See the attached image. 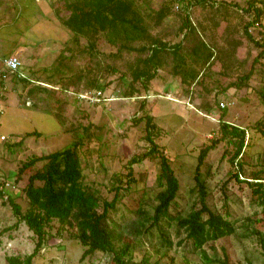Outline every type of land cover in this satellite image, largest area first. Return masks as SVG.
I'll return each instance as SVG.
<instances>
[{
	"label": "rangeland",
	"instance_id": "rangeland-1",
	"mask_svg": "<svg viewBox=\"0 0 264 264\" xmlns=\"http://www.w3.org/2000/svg\"><path fill=\"white\" fill-rule=\"evenodd\" d=\"M216 1L236 3L238 8L230 10L225 17L216 13L215 18L211 7L191 8L192 22L199 30L200 23L206 27L202 36L214 48V60L206 70H199L203 75L198 83L183 82L181 76L173 75L174 62L170 57V65L150 82L149 91L137 83L140 94L124 97L128 83L122 77L126 75L131 82L129 63L135 61L138 53L116 55L117 47L103 37L99 38L97 50L93 52L86 38H78L76 44L73 34L61 21L70 14L64 0H0V178H7L10 173L16 178L22 166L32 158L63 150L80 141L78 151L85 184L94 185L101 196L112 200L113 185L119 186L123 181L127 186L128 182L130 190L121 191L119 208L111 213V219L125 227L136 218L133 210L139 200L150 212L157 203L153 198L159 190L158 155L133 163L134 158L152 147L147 140L146 119H143L150 115L159 127L154 141L170 160L180 181L178 198L171 208L173 215L188 214L196 203L193 176L198 155L204 147L215 144L201 169L210 191L208 202L232 223L235 232L204 246L212 260L210 264H225V253L229 255V264H264V249L259 241L260 234L264 235L262 206L245 181H254L259 170L260 177L264 178V139L254 133L248 153L232 162L236 146L221 129L222 122L228 121L251 131L264 120V101L258 93L264 90V56L259 57L264 47L255 43H264V0ZM137 2L148 5L155 14L170 0ZM250 2L261 9V24L251 28L255 41H250L243 31V26L256 18L254 10L243 11ZM171 7L170 14L160 25L149 24L154 36L174 44L182 38L178 35L182 12L178 3ZM213 19L218 25H213ZM232 40L240 44L235 53L237 61L228 71L225 63H229V57L221 48L232 49ZM11 56L20 59V72L25 79L8 74L3 61ZM257 56L260 60L249 85L220 93L222 87L247 73ZM188 62L190 67L198 69V64L191 59ZM107 65L114 66L115 70ZM102 67L109 69L108 72ZM226 70L229 76L224 78L222 72ZM97 78H100L99 87L90 89L89 81ZM99 92L98 100H94ZM220 102L224 103L226 112ZM205 103L214 109L208 112ZM222 113H225L223 120ZM28 133L32 135L26 136ZM44 163L38 162L20 175L15 186L8 187L17 195L16 200L24 211L29 203L23 189L29 177ZM235 174L242 181L237 180ZM16 221L11 207L0 200V232ZM58 228L59 222L53 221L51 236L36 264L110 263L112 255L104 252H96L81 261L84 248L66 232L58 234ZM167 229L174 244L171 248L162 247L158 235L153 239L145 235L134 237L129 230L123 233L122 240L116 241V246L120 248L129 242V253L136 261L150 255L151 263L159 260L160 264H208L201 250L194 251L191 242L177 234L175 223ZM34 248L33 232L22 223L17 229L0 235V264H8L6 258L11 255L31 254Z\"/></svg>",
	"mask_w": 264,
	"mask_h": 264
},
{
	"label": "trees",
	"instance_id": "trees-1",
	"mask_svg": "<svg viewBox=\"0 0 264 264\" xmlns=\"http://www.w3.org/2000/svg\"><path fill=\"white\" fill-rule=\"evenodd\" d=\"M64 2L70 10V14L66 18H62L61 21L73 34V40L76 44L79 43L78 38H86L90 41L88 47L93 52L97 50V41L103 37L109 44L117 47L116 55L124 52L139 54L134 62L129 63L132 75L131 82L127 81L126 75L122 77L123 81L128 83V88L123 92L124 97H134L140 94L141 89L137 87V83H140L146 91H149L150 82L158 77L160 70H166L167 65H170L168 64L170 57L174 62L171 68L173 75L181 76L183 82L193 83L195 81L194 83H198V78L203 75L199 70H206L214 60V48L202 36V31L206 32V27L200 23L201 29L199 30L197 24L195 25L192 22L191 8L196 6L211 7L215 10L213 18H215L216 13L225 17L231 13L230 10L234 11L238 8V4L227 3L226 1L218 3L216 0H170L171 4L178 3L181 6L180 12H182V15L178 13L182 18L178 35H182V38L177 43L170 44V42L154 36L150 31L151 25L149 24V22H153L155 26L160 25L171 12L170 3L153 14L148 5H140L137 0H64ZM253 3L250 2L248 8L243 10L249 12V9H252L256 14L254 20L243 26V31L250 41H255L251 34V28L257 23L261 24L259 22L261 9ZM212 23L214 26L218 25L214 19ZM232 41L234 44L232 49L221 48L224 49L225 55L229 57V63H225L228 71L235 64V60L237 61L235 53L240 44V41ZM255 43L260 47H264V43L261 44L258 41H255ZM263 56L264 49L259 54V57ZM259 57L257 56L254 59L252 67L247 73L222 87L220 93H225L230 89L247 87L249 85L248 81L256 72ZM188 59L198 64V69L190 67ZM107 67L112 68L113 71L115 70L114 66L109 67L107 65ZM102 68L104 69V67ZM20 70L21 68L16 72H11L7 69L8 74H13V77L25 79ZM104 70L108 72L109 69L105 67ZM227 70L222 72V77L227 78L229 76ZM189 79L191 80L189 81ZM99 82L100 78L92 79L87 86L90 89L98 88ZM200 84H202V81ZM45 90L47 89L45 88ZM258 93L264 101V90L258 91ZM219 105L223 107L221 108L223 112L227 111L223 102H220ZM204 106H207L206 110L208 112L214 109L207 103ZM224 115L225 113H222V120ZM143 119H146L147 140L152 147L145 154L134 158L133 163L143 161L152 155H158L160 159V173L157 175L159 190L155 192L153 198L157 203L153 206L152 212L144 208L143 201L139 200L137 207L133 210L136 218L125 224V227H121L120 224L111 219L112 211L116 213L119 208L118 205L122 199L121 191L123 189L124 191L130 190L128 182H126L127 186L123 184V181L119 182L121 183L119 186L113 185L115 194L112 200H107L101 196L94 185L85 184L83 181L85 174L83 173L78 151L81 142H75L73 146L66 147L63 150L27 161L16 178L13 173H10L7 178H0V200L3 204L11 207L17 219L14 225L4 228L0 235L17 229L24 223L33 232L35 242V248L31 254L8 256L6 258L8 264H36L37 257L45 247L47 239L51 236L50 230L55 220L59 222L58 234L61 235L66 232L70 238L78 241L84 248L81 261L96 252H104L112 255L109 264H160L159 260L151 263L150 255L142 256L138 261L134 260L129 253L131 244L125 242L123 247L118 248L116 241L122 240L123 233L129 230L134 237L145 235L153 239L158 235L160 245L171 248L174 244L167 227L171 228L175 223L177 234L179 236L184 235V240L191 242L194 251L201 250L208 264L212 262L207 252H205L204 246L219 237L235 232L232 223L226 220L221 212L213 209L208 202L210 191L201 169L215 144L204 147L198 155V162L193 176L197 188L196 203L188 214L178 212L173 215L171 208L176 204L181 187L180 181L170 160L160 151L158 144L154 141L153 137L159 131L158 125L150 115H146V118ZM221 129L224 135L230 136V142H233L236 146L232 162L240 155L248 153L251 142H253L254 133H256L255 135H261L264 139V120L258 122L255 127L251 128V131L228 121L222 122ZM248 133H250L249 137ZM31 135V133H28L26 136ZM214 143L217 144V142ZM40 161L45 163L29 177L28 183L23 189L29 203V207L24 211L16 200L17 195L12 193L8 187L10 185L15 186L20 175L34 168ZM260 171L255 174L254 181L248 179L245 181L252 187L253 196L262 206L261 212L264 216V178L260 177ZM235 177L237 180L242 181L238 174H235ZM259 241L264 249V235L260 234ZM224 263L229 264L227 253H225Z\"/></svg>",
	"mask_w": 264,
	"mask_h": 264
},
{
	"label": "built area",
	"instance_id": "built-area-1",
	"mask_svg": "<svg viewBox=\"0 0 264 264\" xmlns=\"http://www.w3.org/2000/svg\"><path fill=\"white\" fill-rule=\"evenodd\" d=\"M181 7V6H180ZM5 66L7 67V69L11 72H16L21 68V61L17 56H11L9 58H7L5 61ZM101 95V92H99L94 100H98V97ZM93 101V100H92ZM223 105V104H222Z\"/></svg>",
	"mask_w": 264,
	"mask_h": 264
}]
</instances>
